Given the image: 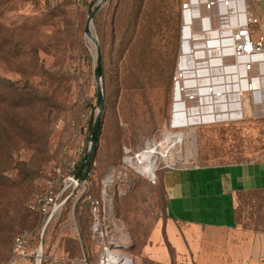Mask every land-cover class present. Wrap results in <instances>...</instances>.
<instances>
[{
	"label": "rangeland",
	"instance_id": "1",
	"mask_svg": "<svg viewBox=\"0 0 264 264\" xmlns=\"http://www.w3.org/2000/svg\"><path fill=\"white\" fill-rule=\"evenodd\" d=\"M3 1L0 264H10L20 233L44 226L33 241L35 247L42 244V264H81L82 258L95 263L107 240L94 230L99 221L122 243L119 251L130 264H164L153 260L147 247L152 245L153 253L161 249L151 239L167 216L163 172L264 163V110L249 97L242 118L174 128L173 76L182 44L183 0H107L92 26L102 52V130L91 152V176L77 187H65L69 165L80 164L89 149L97 117V53L86 26L99 0H14L5 8ZM150 13L153 34L145 40L143 25ZM146 150L157 156L156 182L136 160ZM108 174L113 176L109 184ZM50 181L64 190L63 206L46 225L28 203ZM88 195L100 202L96 212ZM237 214L232 234L240 236V252L262 250L264 190L241 193ZM240 261L264 264V255ZM15 264H37L36 254Z\"/></svg>",
	"mask_w": 264,
	"mask_h": 264
},
{
	"label": "built area",
	"instance_id": "2",
	"mask_svg": "<svg viewBox=\"0 0 264 264\" xmlns=\"http://www.w3.org/2000/svg\"><path fill=\"white\" fill-rule=\"evenodd\" d=\"M250 0H183L182 44L173 76L172 118L174 128L239 119L244 116L245 100L253 99L261 108L264 101V19L249 8ZM187 26V27H186ZM187 28V33H186ZM256 33V36L253 35ZM257 99V100H256ZM76 162L68 168L65 187H77ZM88 178L91 176L87 171ZM156 182V175L150 176ZM64 190L55 181L36 191L29 203L32 211L51 220L61 211ZM96 212L100 202L87 196ZM99 221L95 232L104 239L103 253L92 264H123L111 257L122 243L109 236ZM42 229L20 233L14 240L10 264L20 258L39 255L33 241ZM35 247V248H34ZM81 264H91L87 258Z\"/></svg>",
	"mask_w": 264,
	"mask_h": 264
},
{
	"label": "crops",
	"instance_id": "3",
	"mask_svg": "<svg viewBox=\"0 0 264 264\" xmlns=\"http://www.w3.org/2000/svg\"><path fill=\"white\" fill-rule=\"evenodd\" d=\"M250 3L255 13L264 19V0H250ZM199 174L204 176L201 172ZM220 174L225 191L229 192L225 194V200L229 199L234 209L226 224L187 221L181 218L179 202L176 201L173 209L175 217L167 218L153 230V246L161 247L153 253L152 245L147 246L153 260L166 264H241L240 259L243 256L250 257L256 253V257H259L261 252L264 255V247L262 250L258 247V250L247 251V254L241 253L240 236L232 234L238 226L239 195L248 191L264 190V163L230 165ZM220 195L216 204L220 208H227L228 204ZM183 213L187 214L188 211Z\"/></svg>",
	"mask_w": 264,
	"mask_h": 264
},
{
	"label": "trees",
	"instance_id": "4",
	"mask_svg": "<svg viewBox=\"0 0 264 264\" xmlns=\"http://www.w3.org/2000/svg\"><path fill=\"white\" fill-rule=\"evenodd\" d=\"M13 1L14 0H4L2 5H4L5 8ZM180 10L182 11L181 6ZM155 11L156 8L153 9V13ZM152 15L153 14L150 13L147 16V21H145V24L143 25V28L148 31L143 36V39L145 40H148V38L153 34L152 24L149 25L150 18L153 19ZM101 130L102 122L100 126L99 135L101 133ZM97 145L98 140L95 147ZM91 162L92 154L90 155L89 161L85 166L83 172V179H88L87 171L90 168ZM227 166L230 165L204 166L185 170L171 169L164 171L162 174V180L164 183V190L167 195V216L165 217L164 221L169 217H175L173 209L175 208L176 205L174 204H176L177 201L179 202V208L181 210V218H184L187 221L205 223L209 222L212 224H226L227 218L231 217L232 213L234 212V209L229 199H227L228 201L225 200V194L229 192L225 191V185H223V179L220 174L222 170ZM78 167L79 162L76 165V171ZM200 172L203 173L204 176H201L202 174H199ZM219 195L222 196V200H225L228 204L227 208H220L218 207V204H216V200L218 199ZM203 207H205V209H203ZM29 210L33 213L38 214L37 212L32 211L30 207ZM185 211H188V213L184 214L183 212ZM11 255L12 250L10 253V257ZM171 264L175 263L172 262Z\"/></svg>",
	"mask_w": 264,
	"mask_h": 264
},
{
	"label": "water",
	"instance_id": "5",
	"mask_svg": "<svg viewBox=\"0 0 264 264\" xmlns=\"http://www.w3.org/2000/svg\"><path fill=\"white\" fill-rule=\"evenodd\" d=\"M107 0H99L96 4L95 8L89 11V16L87 20V26H86V32L87 34L95 41V45L97 48V68H96V78L98 83V91H97V98H98V111H97V117L94 123L92 136H91V143L89 146L88 151L85 153L81 163L79 164V167L74 175V178L78 180L79 182L83 181V172L85 169L86 164L89 161L91 152L93 151L100 132V126L102 122V114H103V107H104V88H103V81H102V52H101V46L99 43L98 38L92 33L91 26H93V16L95 13L100 10L106 3ZM246 107H250L249 104V98L246 99ZM60 206H63V202H60ZM51 221V218H49L46 222V225ZM45 229V226L42 229ZM43 261V249L42 244L39 246V255L38 259L36 261L37 264H42Z\"/></svg>",
	"mask_w": 264,
	"mask_h": 264
},
{
	"label": "bare ground",
	"instance_id": "6",
	"mask_svg": "<svg viewBox=\"0 0 264 264\" xmlns=\"http://www.w3.org/2000/svg\"><path fill=\"white\" fill-rule=\"evenodd\" d=\"M186 30H187V28H186ZM91 31L93 33L92 26H91ZM89 38L95 44V41L90 36H89ZM95 48H96V45H95ZM96 53H97V48H96ZM261 107L264 110V101H263ZM176 120H177V118H176ZM136 160H138V162L141 164L139 166L141 167V170L144 173H146L148 176L156 175L155 170L157 169V156L152 151L146 150V151L141 152L140 154L137 155ZM112 181H113V176L111 174H108L106 177L107 184L111 183ZM111 257L116 259L117 262H119L120 260H123L124 261L123 264H130L131 263L129 256L126 255L125 253L117 252V253H115V255H112Z\"/></svg>",
	"mask_w": 264,
	"mask_h": 264
}]
</instances>
